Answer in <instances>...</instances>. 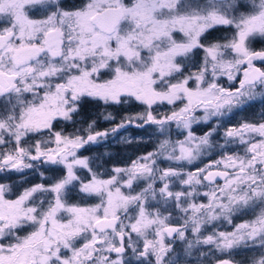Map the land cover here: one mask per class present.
I'll list each match as a JSON object with an SVG mask.
<instances>
[{"label": "snow or ice", "instance_id": "snow-or-ice-1", "mask_svg": "<svg viewBox=\"0 0 264 264\" xmlns=\"http://www.w3.org/2000/svg\"><path fill=\"white\" fill-rule=\"evenodd\" d=\"M259 42L264 0H0V172L33 161L64 173L15 198L0 183V264H182L176 241L184 257L199 253L209 264V255L215 264H264V118L224 131L243 155L184 170L215 147L217 128L197 136L193 125L264 98ZM221 77L238 87H223ZM85 98L143 106L112 133L140 121L161 133L175 123L186 134L104 178L78 151L109 132L96 131L95 119L71 134L56 129L77 123ZM73 189L81 202H69ZM248 212L254 218L233 230L203 235ZM244 249L253 254L235 260Z\"/></svg>", "mask_w": 264, "mask_h": 264}, {"label": "trees", "instance_id": "trees-1", "mask_svg": "<svg viewBox=\"0 0 264 264\" xmlns=\"http://www.w3.org/2000/svg\"><path fill=\"white\" fill-rule=\"evenodd\" d=\"M224 32H214L212 34L213 37H219L221 35H225ZM257 48L264 47V42L256 43L255 45ZM223 87H238L236 82H229L224 77H221L218 81ZM86 102L83 103L80 111V116L77 117V123L72 124L65 121H61L56 125L57 130H63L64 132H68L70 129L74 130L86 128L87 123L91 122V120L95 119V130L104 132L108 131L109 135L106 140L101 145L89 144L86 145L84 148L80 149L78 152L82 154H96L97 159L94 160V169L96 171H100L102 169H108L117 166L127 165L138 157L141 154H145L148 152H153L157 150L160 139L159 134L156 132L157 125L154 124H147L143 125V127H137L136 123L132 125H128L125 128H120L117 132L112 133L111 129L115 128L117 124L121 122L122 119L125 117L142 111V105H112L106 106L103 105L102 102H94L89 101L87 98ZM111 114L114 119L112 120H105L104 116ZM231 119L229 121H225L223 124H219L218 127L221 131L225 129V126L228 124L232 125H239L243 122H258L264 118V98H260V100H256L254 103L248 105L247 108L242 109H235L233 114L230 115ZM84 121V123H81ZM218 122V119H216ZM213 126V122L208 123L205 125L208 129ZM116 135L118 138H112L111 136ZM124 136L125 138L129 137L132 138L130 140L122 139L119 140V137ZM139 139V140H137ZM54 175V177L52 176ZM20 176V175H18ZM60 174L54 171L51 175L44 174L35 177V179L29 184L33 185L34 182H42L46 185L53 182L54 178H59ZM3 176L0 175V182H3ZM21 177V176H20ZM10 181H15V177H9ZM36 180V181H35ZM220 181L219 183H221ZM77 191H72L70 196L71 198H75L77 196ZM80 201V200H79ZM86 202V201H85ZM84 202V203H85ZM223 254L217 253V257H221ZM251 256L249 252L245 255L236 254L234 259L237 261H243L247 257ZM212 264H215V257L209 259ZM209 264V261L206 263Z\"/></svg>", "mask_w": 264, "mask_h": 264}, {"label": "rangeland", "instance_id": "rangeland-1", "mask_svg": "<svg viewBox=\"0 0 264 264\" xmlns=\"http://www.w3.org/2000/svg\"><path fill=\"white\" fill-rule=\"evenodd\" d=\"M255 45H254V47L257 50H259V48H257ZM224 78L227 79L226 77H224ZM226 88H230V87L226 86ZM260 98L261 97L258 96L255 100L249 101L248 103H246L245 105H242L239 108H234L230 113H227L223 117H219V118L213 117L207 123H200V124H197V125H193V128L195 130V135H197V136L203 135L204 133L210 131L212 128H217V132L214 133L213 137H212V141H213V144L215 145V147L212 150H210V152L208 154H206L204 157H202L200 160L196 161L194 164H192V165H187L186 164L184 170L185 171H194L196 167H204L210 161L220 159L221 156L225 155V154H240V155H243L244 154V147L242 145L237 144V143L225 144V139H224V135H223L224 131L227 128L233 127V126H238V125L228 124L227 126H225V129L223 131H221L219 129L218 125L225 123V121H229L231 119L230 115L233 114L235 109L247 108L248 105H250L251 103H254L256 100H260ZM179 106H182V105L179 104V102L175 106L161 105V106H159L157 108V111L154 114L159 115V116H163L164 114H170L172 110L178 108ZM142 111H143V109H142ZM142 111H139V112H142ZM139 112H136V113H139ZM136 113H133L131 115H135ZM196 114L198 116H202L203 115V111L199 110ZM216 119H218V122L216 121ZM210 122H213V126H211V128L208 129L207 127H205V125H207ZM68 123H71V122H68ZM139 123H142V122H140V121L136 122V124H139ZM166 127L168 128V131H165L164 133H161L159 127L157 126L156 132L159 134L160 142L163 141L164 139H170L172 141H177V140H183L184 139V136H185L186 133H184V131L182 129H178L176 127L175 123H172L170 126H166ZM76 130H77L76 128H74V130L70 129L68 132H65V134L74 133V132H76ZM80 134L86 135V133H83V132H81ZM111 137L112 138L113 137L114 138H118L116 135L111 136ZM119 138H120L119 140L126 139L127 141L132 139V138H129V137L125 138L124 136L119 137ZM137 140H139V139H137ZM105 141L106 140L101 139L97 143H94V144L95 145H101ZM30 142H34V140L30 141ZM221 145H223V147H221ZM145 154H141L139 156H142V155H145ZM78 155L81 156V157L89 158V161H90L91 166L93 167V170L96 171L94 169V163H95L94 160H95V158L96 159L98 158V157H96V154H82L81 152H78ZM26 162L33 163L36 166L31 168V169H24L23 172H15V171L0 172V175L3 176L2 177L3 178V182H0V183L8 185L12 189V191L7 194L9 198H15L17 195L22 193L26 188H30V187H32L33 185H36V184H41L42 182H39V183L38 182H34L33 185H29L35 179V177H38L39 175H41V173H43V175L45 173L48 174V175H51V173L56 171V172H58V174H60V176H62L64 174L63 173V166H60V165L41 164L39 162H33V161H26ZM157 163H158V165L161 168H167V167H170V166L175 167L176 166L173 162H170V161H167V160H163V159H158ZM123 166H126V165H123ZM123 166H117V167H123ZM112 168L102 169L99 172L98 171L97 172L100 173L102 176H104V178H107V173L110 172V170ZM85 173H86V170H81V174L82 175L85 174ZM18 175H20L21 177L18 176ZM11 176L15 177V181H13V182L10 181L9 177H11ZM52 176L54 177V175H52ZM218 182H220V181H218ZM42 184H44V183H42ZM137 190H139V189H137ZM174 190H178V189H174ZM205 190H206L205 188H200L199 189V191H201V192H203ZM72 191H75V189H73ZM71 192L69 193V196H70ZM76 194H77V196L75 198L68 197L70 203H79V202H81V201H79L80 198H79L78 192ZM95 202H97V201L89 199L85 203L86 204H92V203H95ZM197 202H202V197H197ZM257 212H258V209H257ZM174 215H176V214H174ZM252 218H254L253 217V213L252 212H248L246 214H239V215L235 216L233 218V224H231V225L227 224L226 222H223V221L215 222V228L212 225L207 226L203 230V235H205V236L209 235V234H211V232L213 230H216V231H231V230H233V225L248 221V220H250ZM189 238L191 239V236H189ZM182 249H183L182 243L180 241H176V251L181 254L182 264H206L208 262V261L203 260V258L199 256V253H195L191 257H184ZM208 250H209V246H203L202 249H201V251H205V252H207ZM237 252H238V254L244 253L243 250H237ZM210 258H212L211 255H209V259Z\"/></svg>", "mask_w": 264, "mask_h": 264}, {"label": "flooded vegetation", "instance_id": "flooded-vegetation-1", "mask_svg": "<svg viewBox=\"0 0 264 264\" xmlns=\"http://www.w3.org/2000/svg\"><path fill=\"white\" fill-rule=\"evenodd\" d=\"M243 251H244V253H242L241 255H245V254H247V251L250 253V255L253 254L251 250H247V249H245V250H243Z\"/></svg>", "mask_w": 264, "mask_h": 264}, {"label": "water", "instance_id": "water-1", "mask_svg": "<svg viewBox=\"0 0 264 264\" xmlns=\"http://www.w3.org/2000/svg\"><path fill=\"white\" fill-rule=\"evenodd\" d=\"M82 149V148H81Z\"/></svg>", "mask_w": 264, "mask_h": 264}]
</instances>
